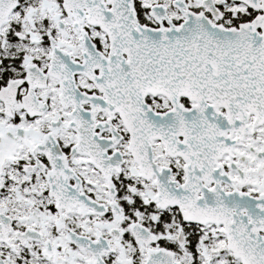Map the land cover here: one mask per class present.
Wrapping results in <instances>:
<instances>
[{"label":"snow or ice","instance_id":"obj_1","mask_svg":"<svg viewBox=\"0 0 264 264\" xmlns=\"http://www.w3.org/2000/svg\"><path fill=\"white\" fill-rule=\"evenodd\" d=\"M0 264H264V0H0Z\"/></svg>","mask_w":264,"mask_h":264}]
</instances>
